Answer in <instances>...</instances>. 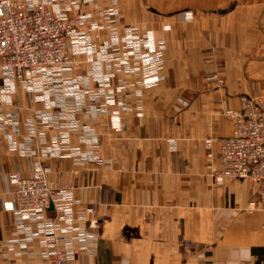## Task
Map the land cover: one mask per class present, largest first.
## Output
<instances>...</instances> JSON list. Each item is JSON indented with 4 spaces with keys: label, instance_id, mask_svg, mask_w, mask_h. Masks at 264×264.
<instances>
[{
    "label": "crops",
    "instance_id": "crops-1",
    "mask_svg": "<svg viewBox=\"0 0 264 264\" xmlns=\"http://www.w3.org/2000/svg\"><path fill=\"white\" fill-rule=\"evenodd\" d=\"M156 1L153 10L119 0L118 14L122 24L152 32L163 46L161 81L140 86L138 75L119 72L112 88L126 87L113 91L114 104L87 94V105L68 110L76 128L30 125L38 112L62 111L36 101L24 87L16 88L13 104L4 103L0 264H43L50 255L46 236L54 230L56 209L41 220L7 206L12 173L29 176L37 161L57 187L71 188L73 224L90 231L84 241L66 232L63 221L58 226L65 247L90 245L78 264H264V212L250 208L254 185L216 180L211 170L221 164L218 148L212 158L204 148L205 138L232 134L227 108H239L246 95L264 96V0ZM100 9L91 10L97 15ZM103 34L110 41L105 27L97 43ZM76 58L77 71L94 68L90 56ZM90 106L97 107L94 113ZM86 127L98 135L95 147H89ZM67 131V153L52 155Z\"/></svg>",
    "mask_w": 264,
    "mask_h": 264
},
{
    "label": "built area",
    "instance_id": "built-area-1",
    "mask_svg": "<svg viewBox=\"0 0 264 264\" xmlns=\"http://www.w3.org/2000/svg\"><path fill=\"white\" fill-rule=\"evenodd\" d=\"M64 2L70 7L80 0ZM50 4L45 0H0V123L6 121L7 114L2 111L4 103H14L13 95L19 87L32 92L36 101H43L48 107L58 105L62 111V115L51 110L38 112L35 118L28 121L30 125L41 121L76 128L77 122L67 113L68 110L87 105V94L93 101H101L105 97L106 102L114 104L116 98L113 91L126 87V83H122L112 88V81L119 72L138 75L136 84L146 87L164 78L163 46L157 43L153 33L142 32L136 25H127L122 34L115 7L98 11L106 19L102 26L93 21L98 29L107 25L111 36L123 35L120 41L118 39L111 45L108 40L99 44L88 33L77 30V26L84 25L87 20V13L80 10L76 17H70L65 10ZM126 36L138 37L134 51L124 50L133 46L134 42ZM107 49H112L113 56L104 55ZM82 53L90 56L99 75L94 74V68L87 73L76 70V56ZM93 78L98 84V91L92 88ZM88 108L90 113H94L97 107ZM101 108L105 110L104 106ZM225 115L231 121L232 135L219 140L211 137L204 139L207 157H214L216 146L218 148L221 164L211 170L212 175L218 181L226 178L249 180L255 187V198L250 208L264 212L263 100L244 97L240 108H228ZM61 118L67 119V122L61 123ZM117 118L121 127L122 120L119 116ZM84 131L89 136H86L89 147H95L98 135L92 128L86 127ZM61 137V142L54 144L52 155L67 153L68 131ZM22 147L27 149V146ZM90 153H93L92 149ZM10 179L13 189L8 208L21 216L41 220L51 207L56 209L55 221L52 222L54 230L46 236L51 252L43 264H78V254L84 248L91 249L90 245L65 247L60 242L63 237L57 233L63 221L62 228L66 232L84 241L90 236L86 227L73 224L71 188L57 187L49 177L47 167L40 161L29 176L13 172Z\"/></svg>",
    "mask_w": 264,
    "mask_h": 264
},
{
    "label": "rangeland",
    "instance_id": "rangeland-1",
    "mask_svg": "<svg viewBox=\"0 0 264 264\" xmlns=\"http://www.w3.org/2000/svg\"><path fill=\"white\" fill-rule=\"evenodd\" d=\"M45 1L47 3H51L50 4L51 6L52 5H56V7L59 8V10L60 9L62 11L65 10L66 13H67V15L70 16V17H76L78 15V13L80 12V10L82 12L84 11L85 13H87L88 14V17H87V20H86L87 22L85 21L84 25H81V26L78 25L77 26V30L80 33H81V31H83L85 33H88L90 35L91 39L94 40L95 42H97V40H96L97 35L107 25H103V28L102 29L101 28L98 29L97 27H95L94 22H98L102 26V24H104L106 22V19L104 17H102L101 15H99V14L94 15L93 14L94 11L91 10V9H95V7L100 6L101 9H105L104 7H106V8H112V7L114 8L115 7L118 10V5H119V0H80V2H77V3L73 2L72 6H70V7H68L67 4L64 2L65 0H45ZM67 1H72V0H67ZM137 4L147 5V7L149 6L151 9H153L154 6L158 7L160 5V3L158 1H156V0H137ZM119 20H120V16H119ZM119 20H118V23H119V26H121V32H122V29H124L125 27H127V25H131V24H126V25L125 24H122ZM122 34H123V32H122ZM122 36L123 35H119L117 37L111 36V39L108 42L111 45H113L114 43L117 42L118 39L120 41V39H122ZM126 37L132 38L131 36H126ZM100 38H102L103 41L106 40V38L104 37V34H103V36H100ZM136 38H138V37H133L132 38V40L134 41V42H132L133 43V46H127V48L124 49L126 52L127 51H134L135 50L136 47H135V44L134 43L136 41ZM118 43L121 44L122 42H118ZM163 52H164V48H163ZM82 55H87V53H82ZM104 55L105 56H113L112 55V49H107L104 52ZM248 96L249 97H253V98H257V99L258 98H261L263 100V105H264V96L263 95H258V96L246 95L244 97H248ZM244 97H242V99ZM230 108H233V107H230ZM234 109H237V108H234ZM224 114H225V112H224ZM227 119L230 121V119L228 117H227ZM232 133H233V130H232Z\"/></svg>",
    "mask_w": 264,
    "mask_h": 264
}]
</instances>
